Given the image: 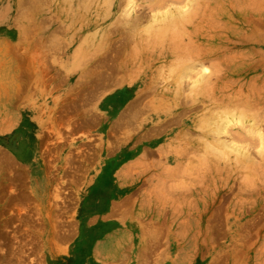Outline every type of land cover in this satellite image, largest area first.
<instances>
[{"label": "crops", "instance_id": "1", "mask_svg": "<svg viewBox=\"0 0 264 264\" xmlns=\"http://www.w3.org/2000/svg\"><path fill=\"white\" fill-rule=\"evenodd\" d=\"M76 35L68 36L69 67L51 72L63 78L56 100L45 105L42 96H19V85L0 100V128L17 125L23 138L4 154L0 178L13 171L31 175L37 217L26 235L41 238L44 263L264 264V208L250 213L248 243H242L240 214L230 215L226 233L225 182L211 188L208 168L198 167L199 116L179 107L176 91L155 84L153 70L127 72L129 79L99 91L97 70L71 64L83 47L97 52L96 34ZM88 35L89 46L83 44ZM23 119L30 129L22 130ZM46 136H57L56 201L48 192L54 154ZM29 149L34 157L23 161ZM6 184L11 188L9 179ZM220 205L221 215L214 211Z\"/></svg>", "mask_w": 264, "mask_h": 264}, {"label": "rangeland", "instance_id": "2", "mask_svg": "<svg viewBox=\"0 0 264 264\" xmlns=\"http://www.w3.org/2000/svg\"><path fill=\"white\" fill-rule=\"evenodd\" d=\"M171 2L0 0V100L11 85L21 86L19 96H42L45 105L56 100L63 78L51 72L69 67V34L74 38L75 32L78 36L92 31L97 52L89 54L83 47L71 64L97 70L99 91L129 79L123 76L127 72L153 70L155 84L177 92L179 107L188 106L198 121L217 129L196 126L194 146L202 155L198 167L208 168L204 175L211 188L225 182V231L230 215L240 214L242 243H248L250 213L264 208V0H175L176 6ZM150 5L157 7L152 10ZM92 37L83 44L89 46ZM113 71L118 75L111 76ZM27 125L23 119L20 127L25 131L31 128ZM16 127L0 128V165L9 147L23 143ZM45 143L54 154L49 158L54 188L48 192L56 201L57 136H46ZM8 175L0 178V203L5 204L0 209V264H45L41 238L26 235L37 217L31 175ZM214 211L221 215L223 207L215 206ZM217 235H225L221 217Z\"/></svg>", "mask_w": 264, "mask_h": 264}, {"label": "bare ground", "instance_id": "3", "mask_svg": "<svg viewBox=\"0 0 264 264\" xmlns=\"http://www.w3.org/2000/svg\"><path fill=\"white\" fill-rule=\"evenodd\" d=\"M89 1V0H88ZM154 1V0H153ZM157 1V0H156ZM160 1V0H159ZM163 1H166V0H163ZM171 1H174L175 2V0H171ZM177 1H181V0H177ZM184 1V0H183ZM174 2H171V3H173L174 4ZM130 3V2H129ZM160 3H163L162 1L160 2ZM160 3H158V2H154V3H152V4H158L157 6L159 7V6H161L162 4H160ZM184 3V2H183ZM183 3H182V5H183ZM86 4V3H85ZM163 4H168V3H163ZM177 4V3H176ZM179 4H181V3H179ZM190 4V3H189ZM87 5V4H86ZM132 5V4H131ZM155 5H153V7L155 6ZM166 5H164V6H166ZM175 5V4H174ZM182 5H180L181 7H182ZM186 5V4H185ZM68 6V5H67ZM151 7H152V5H150ZM149 6V7H150ZM157 6H155V7H157ZM163 6V5H162ZM169 6H170V2H169ZM176 6V5H175ZM178 7H179V5H177ZM69 7V6H68ZM153 7L151 8L152 10H153ZM177 7V8H178ZM186 6H184L183 7V9L185 8ZM145 8V7H144ZM147 8H148V6H147ZM161 8V7H160ZM164 8V7H163ZM86 9V8H85ZM156 9V8H155ZM158 9V8H157ZM186 9V8H185ZM184 9V11H186ZM148 10H150L149 8H148ZM182 10V9H181ZM181 10H180V12H181ZM189 9H187V11H188ZM151 11V10H150ZM170 10H168L167 12H169ZM183 11V10H182ZM183 11V12H184ZM171 12V11H170ZM176 12H178V11H176ZM182 12V13H183ZM164 13V12H163ZM185 13V12H184ZM187 13V12H186ZM195 13V12H194ZM165 14V13H164ZM164 14H162L161 16H163ZM169 15H170V13H168ZM77 15V14H76ZM175 15H177V14H175ZM174 15V16H175ZM195 16V15H194ZM249 17H251V16H249ZM153 18H155V17H153ZM159 18H161V17H159ZM168 18H169V16H168ZM173 17L171 16V18H170V20H173L172 19ZM179 18H180V16H179ZM182 18H183V16H182ZM182 18H180L181 19V21H183V19ZM252 19V18H251ZM174 20H176L175 19V17H174ZM187 20V19H186ZM252 21V20H251ZM174 22V21H173ZM179 23H180V21H178ZM163 23V22H162ZM177 23V22H176ZM190 23V22H189ZM196 23V22H195ZM159 24V23H158ZM254 24V23H253ZM153 25V24H152ZM171 26V25H170ZM155 28V27H154ZM172 33V32H171ZM175 36V35H174ZM230 87V86H229ZM209 92H210V90H209ZM183 114V113H182ZM174 121V120H173ZM172 121V122H173ZM171 122V121H170ZM237 122V121H236ZM175 123V122H174ZM198 126H199V128L200 129H202V130H208V131H214V130H217L213 125H210V123H205V122H200V121H198ZM229 126V125H228ZM236 126H237V124H236ZM240 126V125H239ZM238 126V127H239ZM27 127H29V125H27ZM235 127V126H234ZM28 129H30V127L28 128ZM28 129H26V130H28ZM159 131V130H158ZM230 131V130H229ZM224 132H225V130H224ZM231 132V131H230ZM191 133V132H190ZM226 133H228V132H226ZM246 133V132H245ZM261 133V132H260ZM233 134V133H232ZM231 134V135H232ZM225 135V134H224ZM234 135H235V132H234ZM251 135H252V133H251ZM203 136V135H202ZM206 136V135H205ZM208 136V135H207ZM228 136V135H227ZM236 137H239V136H237V135H235ZM209 137V136H208ZM30 139L28 140L29 141V145L31 144V148H33L34 147V145H35V139H34V137L33 136H31L30 135V137H29ZM203 138H205L204 136H203ZM221 138V137H220ZM234 138V137H233ZM240 139V138H239ZM217 140H219L218 138H217ZM228 141V140H227ZM236 141V140H235ZM238 141V140H237ZM240 142V141H239ZM208 144V143H207ZM235 144V143H234ZM29 145H28V147H29ZM231 145V144H230ZM232 146H234V145H232ZM236 147V146H235ZM206 149L207 150H210L211 148H210V146L208 147H206ZM246 149V148H245ZM28 152H31V157H29V154H25V155H23L21 158H23V159H25V160H28L29 161V159L31 160L32 159V157H34V153H33V151H31V149H29V151ZM209 152V151H208ZM210 153V152H209ZM204 158V157H203ZM203 163H204V161H203ZM173 188V187H172ZM139 230V229H138Z\"/></svg>", "mask_w": 264, "mask_h": 264}]
</instances>
